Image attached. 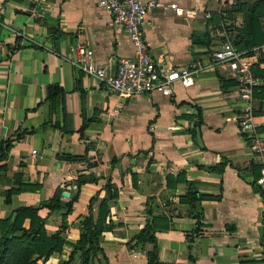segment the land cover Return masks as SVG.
<instances>
[{
    "label": "crops",
    "instance_id": "0c3cea01",
    "mask_svg": "<svg viewBox=\"0 0 264 264\" xmlns=\"http://www.w3.org/2000/svg\"><path fill=\"white\" fill-rule=\"evenodd\" d=\"M161 1L146 14L148 47L163 68L195 62L194 81L121 97L80 66L81 45L92 49L86 60L112 73L120 56L133 55L126 30L111 23L98 0H0V141L11 140L8 157L0 159V217L58 191L63 203L77 179L90 176L95 179L79 186L63 235L76 242L90 199L97 196L96 219L106 184L115 187L116 196L107 198L114 226L98 236L106 256L101 264H264V186L257 183L260 173L255 179L260 169L238 129V87L211 57L221 40L246 43L251 14L264 28V0ZM57 31L69 34L50 36ZM205 31L209 44L198 42ZM254 48L264 69V39L250 52ZM49 84L63 89L57 111ZM252 103L256 120L264 122V99ZM66 153L87 158L57 157ZM180 171L187 182L168 183L167 176ZM20 181L40 186L4 202L6 189ZM189 182L203 195L197 232V208L180 199ZM62 210L39 206L48 234L63 223ZM151 215L171 221L156 230L155 248L137 239ZM71 249L65 243L45 264L66 260ZM70 264H82L79 251Z\"/></svg>",
    "mask_w": 264,
    "mask_h": 264
},
{
    "label": "trees",
    "instance_id": "16d2710c",
    "mask_svg": "<svg viewBox=\"0 0 264 264\" xmlns=\"http://www.w3.org/2000/svg\"><path fill=\"white\" fill-rule=\"evenodd\" d=\"M235 4V3H233ZM232 5V4H231ZM230 5V6H231ZM240 8V7H239ZM52 32V31H51ZM250 38L247 39L244 45L234 46L239 50H245L247 53L253 45H256L264 39V28L262 27L257 15L251 14L249 23ZM63 33L57 31V33H50V36L61 38ZM197 39H192L195 41ZM198 42L209 44L210 38L205 31L203 36L198 39ZM34 43V42H33ZM19 47L20 44L15 45ZM251 47L243 49L241 47ZM55 51H59L55 49ZM253 72L257 75L264 76V69H260L257 63L252 66ZM236 83V80L234 79ZM78 85L80 84L79 78L77 79ZM81 87V86H80ZM82 90V89H81ZM63 91L62 87L58 84H49L48 86V99L50 100L51 108L55 111L59 108L60 93ZM254 97L264 99V84L254 89ZM258 113V110L255 109ZM83 130V126L80 131ZM259 130L264 133V124L259 127ZM82 133V132H81ZM11 144L10 139L0 141V159L8 157V150ZM58 158L69 161H79L87 158L86 154H58ZM260 169V165L256 164ZM258 169V170H259ZM260 171L255 174V179L259 175ZM94 177L82 176L76 181V191L71 195L69 199L61 203L58 191L54 196L42 199L39 205H21L12 209L5 217H0V264H45L48 257L55 251H60L65 243L69 244L72 249L69 252L66 260L60 261L58 264H70L73 260L76 252L79 251L82 264H101L106 262V256L103 248L101 247L98 236L104 229H110L114 226V222L109 215V206L107 198L116 196V189L111 184H106L107 196H102L98 203V213L96 219L92 215V204L97 200V196L90 199L88 204V213L83 215L80 220V235L76 242L66 240L63 233L67 228V214L71 210L72 202L78 198L79 186L84 181L94 180ZM168 183L173 181H186L184 171H180L177 175H168ZM37 183H27L20 181L16 187H9L6 189L4 202L10 203L11 195L18 191L28 190L34 191L39 188ZM203 195L198 191L197 187L193 183H188L186 193L180 197L181 200L190 203L197 208V220L195 222L194 231H198L203 224L201 218L203 216V210L200 205V201ZM149 209V200H148ZM39 206H45L49 210L63 209L62 214L64 216L63 223L52 233L48 234L44 226V217L38 213ZM171 225V221L168 217L151 215L147 218L145 224L138 233V241L145 242L150 241L156 247V230L166 229ZM188 236V235H187ZM191 240L190 237H187ZM192 258V257H191ZM153 257L151 261L153 262Z\"/></svg>",
    "mask_w": 264,
    "mask_h": 264
},
{
    "label": "built area",
    "instance_id": "2783aa9c",
    "mask_svg": "<svg viewBox=\"0 0 264 264\" xmlns=\"http://www.w3.org/2000/svg\"><path fill=\"white\" fill-rule=\"evenodd\" d=\"M222 5L227 0H214ZM110 14L114 25L123 27L133 46V55H122L117 60L115 72H109L97 66L92 60H86L92 55V49L81 45L79 51L85 60L80 66L99 80L109 93L121 97H130L138 92H152L168 89L179 81L190 85L194 81L196 64L183 65L177 68H163L151 53L144 32L146 14L150 7L161 6V0H98ZM71 48H73L71 46ZM257 49L251 52L237 49L228 40H221L212 49L211 57L215 65L223 67L236 80L238 96L241 100L236 117L238 129L246 139V144L260 165V175L257 183L264 186V133L259 127L264 122L256 120L254 110V89L264 84V76L253 72L252 66L258 60Z\"/></svg>",
    "mask_w": 264,
    "mask_h": 264
},
{
    "label": "water",
    "instance_id": "95a60500",
    "mask_svg": "<svg viewBox=\"0 0 264 264\" xmlns=\"http://www.w3.org/2000/svg\"><path fill=\"white\" fill-rule=\"evenodd\" d=\"M62 193H63V195H66V196L69 195L68 191H63Z\"/></svg>",
    "mask_w": 264,
    "mask_h": 264
}]
</instances>
